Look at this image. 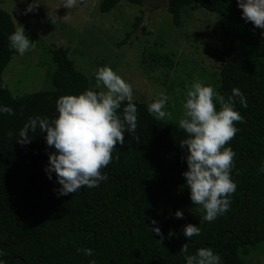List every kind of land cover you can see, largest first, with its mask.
<instances>
[{"label":"trees","instance_id":"obj_1","mask_svg":"<svg viewBox=\"0 0 264 264\" xmlns=\"http://www.w3.org/2000/svg\"><path fill=\"white\" fill-rule=\"evenodd\" d=\"M121 4L140 10L131 32L113 44L119 49L131 42L130 34L141 21L142 0H100L97 5L98 12L106 14ZM187 9L217 17L219 89L226 98L238 88L246 101L242 107L234 98L243 120L235 122L239 131L225 145L236 154L231 171L236 191L229 210L210 223L191 203L182 176L187 166L180 142L186 134L178 127L176 111L175 117L157 120L148 113L142 96L133 100L135 133H124L123 145L115 146L111 162L101 169L108 179L67 196L54 193L59 187L55 174L49 180L44 171L53 151L45 144L46 133L39 128L29 131L31 141L22 145L16 142L18 132L30 117L54 118L58 97L99 89L75 68L69 48L60 46L48 49L54 66L50 89L13 97L1 77L15 53L7 37L19 23L0 10V105L13 110L11 116L0 114V251L4 253L0 260L4 264H89L91 259L96 264H184L180 248L185 243L190 253L201 247L213 249L222 264H247L245 259L252 255L264 256V174L259 171L264 166V33L241 18L236 0H168L166 12L179 25ZM146 32L145 26L141 35ZM154 51L138 56L135 64L142 69L141 78H153L165 89L174 54ZM132 91L142 93L134 87ZM177 210L183 212V219L175 218ZM152 220L163 239L149 231ZM186 224L198 226L200 235L186 240L182 233ZM169 231L174 234L169 236ZM78 248H90L94 255L86 257L77 253Z\"/></svg>","mask_w":264,"mask_h":264},{"label":"clouds","instance_id":"obj_2","mask_svg":"<svg viewBox=\"0 0 264 264\" xmlns=\"http://www.w3.org/2000/svg\"><path fill=\"white\" fill-rule=\"evenodd\" d=\"M24 2V0H22ZM76 0H64L63 7L71 9ZM241 10V18L251 22L254 28L264 30V0H236ZM41 5L40 0H31L24 14L32 13ZM153 13V12H152ZM151 13V14H152ZM9 48L20 56L31 51L35 43L25 34L22 25L8 35ZM94 89H85L79 94L62 95L55 101L54 118L30 117L18 132L17 143L27 144L31 140L28 132L39 128L46 146L53 149L48 153V163L44 169L49 180L55 174V183L59 185L53 191L58 196L76 193L82 187H98L108 179L102 173L112 160L116 145H123L124 133L134 134L137 124V108L133 103L132 86L109 66L97 67L93 73ZM182 101V117L178 127L186 138L180 142V148L186 150L184 160L187 170L182 173L189 191V199L197 205L205 222H213L230 208L231 195L236 191V183L231 178L235 152L225 145L239 131L235 122L243 118L235 109L236 99L242 107L246 106L243 93L238 88L231 90L226 98L218 94L211 85L193 81L186 85ZM169 97L162 92L147 106L150 115L157 120L171 117L164 111ZM126 102V103H124ZM122 103L124 107L121 108ZM218 106V107H217ZM13 115L10 107L0 105V114ZM10 137L12 133L8 134ZM259 171L264 174V166ZM176 219H183V212L174 213ZM149 231L163 239L157 221ZM183 236L190 241L200 235L198 226L186 224L182 228ZM174 233L169 231L168 235ZM86 257L94 255L92 249H77ZM184 264H222L221 257L209 247H201L189 252V243L181 246ZM4 253L0 251V256ZM0 264H4L0 260ZM89 264H96L95 259Z\"/></svg>","mask_w":264,"mask_h":264},{"label":"rangeland","instance_id":"obj_3","mask_svg":"<svg viewBox=\"0 0 264 264\" xmlns=\"http://www.w3.org/2000/svg\"><path fill=\"white\" fill-rule=\"evenodd\" d=\"M99 1L76 0L74 7L67 9L63 7L64 0H40L41 5L34 12L24 14L31 0H0V10L8 13L14 23L17 20L35 43L23 56L14 53L3 71L2 82L13 97L50 89L54 66L48 49L60 46L69 48L75 68L94 85L95 69L107 65L132 88L142 92L133 94V100H141L142 96L148 105L162 92L171 101L163 110L168 112L172 108L171 117H175L176 111V122L182 117L185 86L193 81L211 85L223 96L215 59L219 45L216 16L187 9L182 12L179 25H174L166 10H156L145 25L147 32L129 39L131 42L119 49L113 44L131 32L133 17L140 9L121 4L101 14L97 9ZM154 49L162 54H174V67L165 89L153 78H141L142 69L135 64L138 56L155 52ZM245 261L264 264V256L252 255Z\"/></svg>","mask_w":264,"mask_h":264},{"label":"water","instance_id":"obj_4","mask_svg":"<svg viewBox=\"0 0 264 264\" xmlns=\"http://www.w3.org/2000/svg\"><path fill=\"white\" fill-rule=\"evenodd\" d=\"M142 17L136 31L131 36V40L136 38L142 33V29L150 21V15L156 10H166L168 7V0H142Z\"/></svg>","mask_w":264,"mask_h":264}]
</instances>
